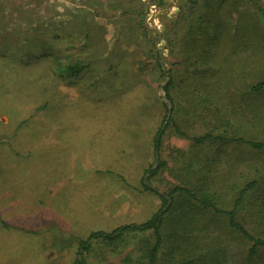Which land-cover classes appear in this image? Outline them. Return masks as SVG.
<instances>
[{
    "label": "rangeland",
    "instance_id": "1",
    "mask_svg": "<svg viewBox=\"0 0 264 264\" xmlns=\"http://www.w3.org/2000/svg\"><path fill=\"white\" fill-rule=\"evenodd\" d=\"M255 1L0 0V264H75L79 239L140 224L166 210L164 197L176 202L156 264H264V247L250 257L253 242L226 215L171 195L203 190L231 209L256 181L237 216L263 235L254 205L264 148L196 143L171 123L154 149L171 79L173 123L189 135L264 141V89H252L264 79V0ZM60 61L88 66L63 80ZM180 214L191 216L185 229ZM154 244L152 231H128L91 240L84 254L88 264H148Z\"/></svg>",
    "mask_w": 264,
    "mask_h": 264
},
{
    "label": "trees",
    "instance_id": "2",
    "mask_svg": "<svg viewBox=\"0 0 264 264\" xmlns=\"http://www.w3.org/2000/svg\"><path fill=\"white\" fill-rule=\"evenodd\" d=\"M189 3L196 5L199 3V0H187ZM252 2H255V0H251ZM257 10L261 14V16L264 18V7L258 6ZM88 63L81 62V61H75V62H63L60 61L59 64H57V67L54 68L53 72L58 76L59 78L63 80L70 79L72 77L78 76L81 72L84 71V69L88 66ZM172 84V79L170 82L166 85L165 91L167 95V99L171 101V107H170V114H168L165 118L166 124L162 125L154 139V149L156 153L158 154L161 150V146L164 140V136L166 133L167 128L169 125L174 126L175 132L179 135L186 136L188 138H191L196 143H204L206 141H221L223 143L228 142L229 140L234 141H242L246 142L248 145L255 149H263L264 148V141H258V140H249L245 139L243 137H227L223 136L221 134H213V133H207L202 136H191L184 130L180 128L179 125L173 123V111L175 109L174 99L169 92V87ZM252 89L255 91H259L264 89V79L262 81H259L257 84L252 86ZM167 106V103H166ZM163 163L159 164L158 169L148 170L150 178L155 176L158 172L160 167H162ZM256 181L248 182L239 192L238 197L234 201V206L231 209H225L221 206H219V203L215 200V197L211 194H208L204 192L203 190L199 191L200 194L195 192L192 189H188L186 187H177L174 190L171 191V195L173 196V193L179 192V193H185L190 199L196 200L197 203L202 206L203 209H212L215 213L226 215L229 219V227L232 228L235 232L240 234L242 237H245L253 242L252 247L250 248V257H259L260 256V249L264 247V234L261 236L255 235L249 229L238 219L237 211L240 207V205L243 202V199L245 197V194L250 190L257 186ZM146 188H149L147 184H145ZM154 190V189H153ZM165 204L168 206L166 210H160L153 214L148 220L140 223V224H127L119 226L112 231H104V230H96L90 233L87 240L79 239L80 247L82 250H80L78 253V257L75 259V264H88L84 252L90 249L89 243L91 240H104L109 243H115L117 240L122 238L126 232L128 231H140V232H147L152 231L155 237V244L149 249L148 253V264H156L159 258V252L162 248L163 244V236H162V227L165 222V214L170 212L174 205H175V199H173L172 203L169 202V199L163 198ZM257 205V206H256ZM254 206L256 208L258 207L257 213V219L256 222L261 226V228H264V197H260L258 200V203H256ZM175 217V216H173ZM182 214L175 218V222L179 223V225H182V229L184 226V229L186 227L185 222L189 224V221L192 219L191 216L188 217V220H185ZM190 219V220H189ZM196 224V223H195ZM188 236L191 237L193 234V230H188ZM196 249V248H195ZM203 260L204 258H199L196 256H191L188 259L185 260H179L176 262V264H197V262ZM215 261V260H214Z\"/></svg>",
    "mask_w": 264,
    "mask_h": 264
},
{
    "label": "water",
    "instance_id": "3",
    "mask_svg": "<svg viewBox=\"0 0 264 264\" xmlns=\"http://www.w3.org/2000/svg\"><path fill=\"white\" fill-rule=\"evenodd\" d=\"M162 69L165 70V66H162ZM167 80H168V79H167ZM169 114H170V111H169ZM169 202H170V200H169Z\"/></svg>",
    "mask_w": 264,
    "mask_h": 264
}]
</instances>
